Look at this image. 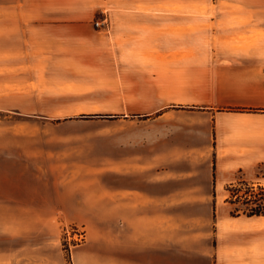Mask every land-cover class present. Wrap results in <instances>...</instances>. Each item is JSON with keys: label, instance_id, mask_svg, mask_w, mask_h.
Wrapping results in <instances>:
<instances>
[{"label": "rangeland", "instance_id": "1", "mask_svg": "<svg viewBox=\"0 0 264 264\" xmlns=\"http://www.w3.org/2000/svg\"><path fill=\"white\" fill-rule=\"evenodd\" d=\"M243 5L263 7L264 3L0 0V264H90L87 256L92 257L91 264H115V204L93 202L92 209L82 210L80 202L87 195L96 200L95 176L102 167L105 170L102 163L106 161L108 170H114L122 135L134 129L139 132L141 124L146 126L145 113L155 103L149 77L155 67L161 74L160 64L175 57L151 47L149 40L160 37L158 30L148 27L141 29L139 44L129 41L128 48H120L121 56L116 47L104 44L76 51L50 45V41L40 45L35 36L22 34L21 29L37 30L44 16L69 17L77 10L85 14L88 28H99L94 22L107 12L113 29L122 22L130 31L133 18H123V12L195 13L243 9ZM194 21H187L193 30ZM170 26L172 39L165 44L180 46L179 26ZM258 34L238 32L236 37L254 40ZM121 57L126 67L120 66ZM80 172L93 176L87 180L86 194L79 193L83 189ZM68 173L71 178L66 177ZM235 186L237 202H231L234 198L227 190L226 199L219 198L217 204L213 200L202 209L180 212L182 219L200 222L198 234L204 244L173 247L165 264H264V216L243 213L244 197L264 198V189H259L264 185L246 182ZM36 203L50 210L21 208ZM232 217L238 220L235 226L228 225ZM188 231L194 232L195 227ZM228 245L235 250L232 259L226 256ZM200 248L204 253L196 251Z\"/></svg>", "mask_w": 264, "mask_h": 264}, {"label": "crops", "instance_id": "2", "mask_svg": "<svg viewBox=\"0 0 264 264\" xmlns=\"http://www.w3.org/2000/svg\"><path fill=\"white\" fill-rule=\"evenodd\" d=\"M135 1L156 4L167 0ZM134 12L122 14L127 20L133 18L130 31L122 22L113 29L107 12L102 14L106 20L102 27L88 28L85 14L73 10L69 17L44 16L47 21L40 19L37 30L27 27L21 33L35 36L40 45L49 41L53 46L65 45L60 47H68V51L104 44L116 47L121 56L120 48L130 42L139 44L141 29L148 27L158 30L160 37L149 40L151 47L175 56L160 64L161 74L155 67L149 77L155 103L145 113L146 126L141 124L139 132L134 129L122 135L114 170H108L106 161L102 163L105 170L102 167L95 176L99 186L96 200L87 195L80 202L82 210L92 209L93 202L115 204V264H165L173 247L204 244L198 234L200 222L182 219L181 211L202 209L213 200L217 204L219 198L226 199L228 187L241 181L264 185V6L195 13ZM136 18L147 22H136ZM188 20H195V30L188 27ZM173 24L179 26L182 44L168 47L165 42L172 39ZM252 31L259 32L254 40L236 37L238 32L248 35ZM119 63L126 67L124 57ZM80 173L83 189L79 193L86 194L87 180L93 176ZM21 208L50 210L39 203ZM237 221L232 217L228 225L235 226ZM192 227L195 231L189 232ZM231 248L228 245L226 250L228 259L235 257ZM196 251L204 253L201 248ZM91 258L86 257L90 264Z\"/></svg>", "mask_w": 264, "mask_h": 264}, {"label": "trees", "instance_id": "3", "mask_svg": "<svg viewBox=\"0 0 264 264\" xmlns=\"http://www.w3.org/2000/svg\"><path fill=\"white\" fill-rule=\"evenodd\" d=\"M246 184V182L241 181L238 185ZM236 186L228 187L227 190L230 191L231 197L234 198L231 202H237L239 201L240 197L238 195V190L235 188ZM234 188V189H231ZM260 190H263V187H259ZM261 200V201H259ZM243 203L246 205L245 210L243 213L250 217V216H264V198H256L255 196L247 198L244 197Z\"/></svg>", "mask_w": 264, "mask_h": 264}, {"label": "built area", "instance_id": "4", "mask_svg": "<svg viewBox=\"0 0 264 264\" xmlns=\"http://www.w3.org/2000/svg\"><path fill=\"white\" fill-rule=\"evenodd\" d=\"M106 20H105V17H102L98 20H96L94 22V24L97 26V27H100V26H103L105 24Z\"/></svg>", "mask_w": 264, "mask_h": 264}]
</instances>
